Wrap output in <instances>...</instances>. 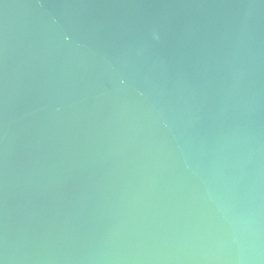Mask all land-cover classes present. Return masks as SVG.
<instances>
[{"label":"water","instance_id":"water-1","mask_svg":"<svg viewBox=\"0 0 264 264\" xmlns=\"http://www.w3.org/2000/svg\"><path fill=\"white\" fill-rule=\"evenodd\" d=\"M0 264H264V0H0Z\"/></svg>","mask_w":264,"mask_h":264}]
</instances>
